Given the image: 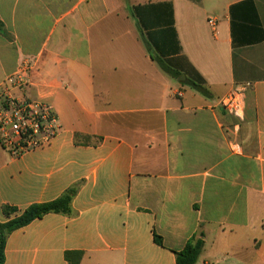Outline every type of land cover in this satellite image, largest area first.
Wrapping results in <instances>:
<instances>
[{
    "label": "crops",
    "instance_id": "crops-1",
    "mask_svg": "<svg viewBox=\"0 0 264 264\" xmlns=\"http://www.w3.org/2000/svg\"><path fill=\"white\" fill-rule=\"evenodd\" d=\"M0 22V86L30 63L18 94L60 124L20 158L0 146V223L72 194L4 264H177L193 238L196 264H264V0H0Z\"/></svg>",
    "mask_w": 264,
    "mask_h": 264
},
{
    "label": "built area",
    "instance_id": "built-area-1",
    "mask_svg": "<svg viewBox=\"0 0 264 264\" xmlns=\"http://www.w3.org/2000/svg\"><path fill=\"white\" fill-rule=\"evenodd\" d=\"M208 23L217 25L215 19ZM30 69V63L21 64L0 86V146L12 158L49 146L60 130L59 119L49 103L18 94L29 83ZM241 103L242 91L236 89L222 99L221 106L240 115Z\"/></svg>",
    "mask_w": 264,
    "mask_h": 264
},
{
    "label": "trees",
    "instance_id": "trees-1",
    "mask_svg": "<svg viewBox=\"0 0 264 264\" xmlns=\"http://www.w3.org/2000/svg\"><path fill=\"white\" fill-rule=\"evenodd\" d=\"M139 11H140L139 7H135L131 9V13L137 19L138 23L140 22ZM1 28H2V24L0 22V29ZM145 40H146L147 49L151 53L152 58L157 61L161 69L166 73H168L169 75L178 78L179 75L175 73L173 70H171L164 63L161 57L157 58L154 56L149 39H145ZM185 83L189 84L203 95L209 96V91L204 84L189 80H186ZM71 199H72V194L69 193L68 195L50 203L31 205L21 215L15 217L14 219H11L6 223L3 224L0 223V264H4L5 261V247H6V239L8 234L19 228L27 226L34 220L40 219L46 214L49 213L68 214L70 212ZM5 213L7 215L14 214L17 213V210L15 208L5 207ZM154 240L158 245L163 246V241L160 236L155 234ZM203 247H204V241L202 238L191 239L182 251L175 253L177 264H196L199 259V256L201 255Z\"/></svg>",
    "mask_w": 264,
    "mask_h": 264
},
{
    "label": "water",
    "instance_id": "water-1",
    "mask_svg": "<svg viewBox=\"0 0 264 264\" xmlns=\"http://www.w3.org/2000/svg\"><path fill=\"white\" fill-rule=\"evenodd\" d=\"M182 78H184V77H182Z\"/></svg>",
    "mask_w": 264,
    "mask_h": 264
}]
</instances>
